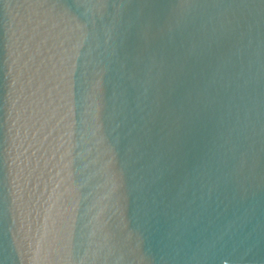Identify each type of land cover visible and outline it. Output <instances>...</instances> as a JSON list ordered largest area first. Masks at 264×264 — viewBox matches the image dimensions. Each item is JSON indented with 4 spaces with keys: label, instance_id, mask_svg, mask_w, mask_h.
<instances>
[{
    "label": "water",
    "instance_id": "obj_1",
    "mask_svg": "<svg viewBox=\"0 0 264 264\" xmlns=\"http://www.w3.org/2000/svg\"><path fill=\"white\" fill-rule=\"evenodd\" d=\"M0 264H264V0H0Z\"/></svg>",
    "mask_w": 264,
    "mask_h": 264
}]
</instances>
